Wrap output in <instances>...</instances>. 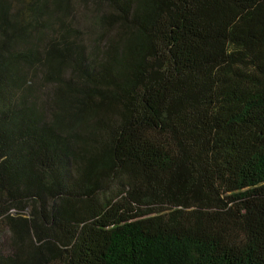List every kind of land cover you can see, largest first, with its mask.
Wrapping results in <instances>:
<instances>
[{"label": "trees", "instance_id": "1", "mask_svg": "<svg viewBox=\"0 0 264 264\" xmlns=\"http://www.w3.org/2000/svg\"><path fill=\"white\" fill-rule=\"evenodd\" d=\"M0 264H264V0H0Z\"/></svg>", "mask_w": 264, "mask_h": 264}]
</instances>
